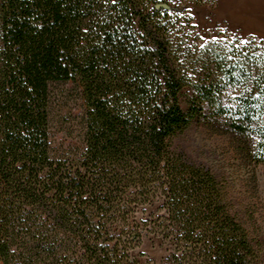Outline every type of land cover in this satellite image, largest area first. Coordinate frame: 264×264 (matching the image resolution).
Instances as JSON below:
<instances>
[{
	"label": "trees",
	"instance_id": "trees-1",
	"mask_svg": "<svg viewBox=\"0 0 264 264\" xmlns=\"http://www.w3.org/2000/svg\"><path fill=\"white\" fill-rule=\"evenodd\" d=\"M214 1L0 0V264H139L147 233L164 264H264L219 177L176 143L202 127L264 164V41L204 42L191 8ZM63 84L83 148L55 157Z\"/></svg>",
	"mask_w": 264,
	"mask_h": 264
},
{
	"label": "rangeland",
	"instance_id": "rangeland-1",
	"mask_svg": "<svg viewBox=\"0 0 264 264\" xmlns=\"http://www.w3.org/2000/svg\"><path fill=\"white\" fill-rule=\"evenodd\" d=\"M192 15L204 42L254 37L264 41V0H215L192 6ZM50 142L55 157L77 154L83 148V106L71 84L54 87ZM193 164L208 168L226 188L238 220L261 245L264 263V164L250 163L236 151L233 138L202 127H193L177 140ZM160 202L138 208V221L163 212ZM170 245L161 237L144 234L132 253L139 264H164Z\"/></svg>",
	"mask_w": 264,
	"mask_h": 264
},
{
	"label": "snow or ice",
	"instance_id": "snow-or-ice-1",
	"mask_svg": "<svg viewBox=\"0 0 264 264\" xmlns=\"http://www.w3.org/2000/svg\"><path fill=\"white\" fill-rule=\"evenodd\" d=\"M112 2H113V3H115V2H116V0H112Z\"/></svg>",
	"mask_w": 264,
	"mask_h": 264
}]
</instances>
